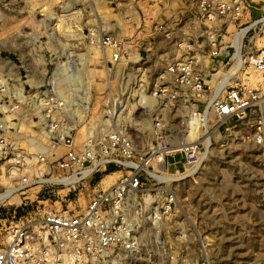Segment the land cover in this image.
I'll list each match as a JSON object with an SVG mask.
<instances>
[{"label": "rangeland", "instance_id": "rangeland-1", "mask_svg": "<svg viewBox=\"0 0 264 264\" xmlns=\"http://www.w3.org/2000/svg\"><path fill=\"white\" fill-rule=\"evenodd\" d=\"M249 1L251 15L236 24L227 23L218 36L219 44L228 46L226 50L218 58L208 57L205 77L211 86L219 82L215 74L223 76L231 68L233 61L227 62L236 53L244 59L248 51L263 43L255 32L244 35V28L250 25L247 22L264 15V0ZM195 4L196 0H0V118L13 126L0 130L7 135V148L0 153V237L14 224L36 226L49 210L80 212L95 195L131 171L112 164L74 186H49L34 179L25 184L18 176L5 174L12 152L31 154L23 135L31 131L28 123L12 113L19 102L8 97L10 78L24 86L27 75L44 78L47 74L42 79L46 83L54 68L52 62L60 60L64 71L58 88L66 101L72 102L61 117L74 129L77 140L84 143L90 128L99 130L112 91L122 95L128 105L124 115L132 126L139 125L145 131L139 135L137 147L144 151L150 141L153 113L142 110L135 94L142 84L144 95H150L167 64L181 58L179 40L190 37L194 46L202 42L207 28L191 22ZM115 20L121 26L117 35L122 37L124 60L113 66L112 50L104 37ZM161 24L167 28L159 27ZM228 28L232 33L226 31ZM238 32L242 33L237 45ZM243 71L236 79L239 85L260 86V74L252 66L247 64ZM202 134L199 131L198 136ZM212 144L208 155L194 166L189 168L185 153L177 151L167 163L174 175H165L160 181L145 180L149 204L172 196L175 206L171 221L153 231L155 238L149 237L151 227L145 231L140 228L145 237L136 252L121 254L123 264H264V161L256 151L233 146L224 134ZM28 169L27 165L16 166L14 171ZM137 201V205L142 204L134 213L140 219L149 205L142 199ZM105 264H116V259Z\"/></svg>", "mask_w": 264, "mask_h": 264}, {"label": "built area", "instance_id": "built-area-1", "mask_svg": "<svg viewBox=\"0 0 264 264\" xmlns=\"http://www.w3.org/2000/svg\"><path fill=\"white\" fill-rule=\"evenodd\" d=\"M250 7L249 0H196L191 22L207 28L202 33V42L194 46L190 37L179 40L181 58L167 64L156 78L150 95H144L146 88L142 84L135 94L142 110L153 113L148 130L150 141L144 151L137 147L138 137L145 131L138 128L139 125L132 126L124 115L128 105L124 104L122 95L112 91L99 130L90 128L84 143L77 140L74 129L65 125V118L61 117L72 102H67L58 88L59 75L64 71L60 60L52 62L54 68L46 83L42 79H46L47 74L42 75L44 78L27 75L24 86L18 85L15 77L10 78L8 97L19 102L12 113L28 123L27 129L31 131L23 135L31 154L12 152L3 170L5 174L12 178L18 176L25 184L34 179L49 186H74L112 164L131 171L106 191L95 195L80 212L49 210L42 216L40 226L36 225L38 228L31 223L12 225L5 236L0 237V264H105L113 259L116 264H123L121 254L136 252L145 237L139 233L140 228L145 231L151 227L149 237L153 239V231L161 223L171 221L175 206L172 196L158 200L161 203L149 204L150 195L145 187L146 179L160 181L165 175L167 178L171 155L183 151L190 168L202 161L213 140L217 141L224 134L233 146L256 151L264 161V15L248 21L250 25L244 28L247 29L244 35L259 34L262 45L248 51L244 59L237 53L230 58L227 64L233 61L231 68L223 76H213L219 81L217 85L211 86L205 77L209 72L208 57L218 58L228 47L221 46L218 39L225 25L236 24L250 16ZM119 29L120 22L115 20L104 37L105 44L112 50L113 66L124 60L122 37L117 35ZM226 31L232 33L230 28ZM230 46L237 50L234 44ZM247 64L260 74L259 87L239 85L236 81ZM12 127L0 118V130ZM194 128L198 134L199 131L203 134L190 139L189 132ZM6 139L7 135L0 133V153L7 148ZM188 144L193 145L187 147ZM184 145L186 149H170ZM24 165L29 169L14 171L16 166ZM139 199L149 205L140 219L134 213L142 204L137 205Z\"/></svg>", "mask_w": 264, "mask_h": 264}, {"label": "bare ground", "instance_id": "bare-ground-1", "mask_svg": "<svg viewBox=\"0 0 264 264\" xmlns=\"http://www.w3.org/2000/svg\"><path fill=\"white\" fill-rule=\"evenodd\" d=\"M239 34L237 35L236 34V37H235V40H234V43H236L237 45L239 44V38H240V36L239 35H241L240 33H242V32H238ZM238 68V67H237ZM255 79V78H254ZM257 81V80H256ZM190 133V136H189V138L191 139V138H194V137H196L197 135H198V130L196 129V128H194V129H191V131L189 132ZM166 174H167V177L169 176V175H174V174H171V173H169L168 172V170L166 169ZM168 178H170V177H168ZM169 180H172V178L171 179H169ZM115 185V184H114ZM8 195V194H7ZM9 196V195H8ZM40 223H41V221H39V226H40Z\"/></svg>", "mask_w": 264, "mask_h": 264}]
</instances>
